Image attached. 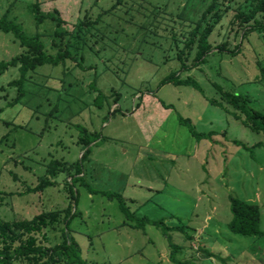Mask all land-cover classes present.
<instances>
[{
  "label": "rangeland",
  "instance_id": "obj_1",
  "mask_svg": "<svg viewBox=\"0 0 264 264\" xmlns=\"http://www.w3.org/2000/svg\"><path fill=\"white\" fill-rule=\"evenodd\" d=\"M39 1L76 30L74 54L22 85L17 67L0 76V220L57 213L38 238L66 234L84 264H175L171 244L188 264H264V237L229 230L234 196L259 205L264 232V130L249 118L264 114V12L247 17L264 0ZM36 2L0 0V20L10 10L56 55L57 25L37 24ZM204 32L212 50L198 61ZM24 50L0 31V62Z\"/></svg>",
  "mask_w": 264,
  "mask_h": 264
},
{
  "label": "trees",
  "instance_id": "obj_2",
  "mask_svg": "<svg viewBox=\"0 0 264 264\" xmlns=\"http://www.w3.org/2000/svg\"><path fill=\"white\" fill-rule=\"evenodd\" d=\"M32 12L37 24H43L44 22L50 20L54 22L57 26L54 29V34L52 35L53 42H55V47L58 48L56 55L48 54L45 50V44L41 37L38 36H28L25 34L21 25L14 21L9 20L10 10L6 12L3 18L0 20V31L4 33H13L17 42L20 46L24 48V52L14 57L12 60L6 62H0V76L4 74L11 67H17L20 70L21 79L13 81L12 86L22 83H26L29 79L27 76L30 73H35L38 68L45 65H50L52 67L59 66L61 63H66L67 60L73 58V36L76 32L67 33V31L62 28V21L58 18L57 11L54 13H43L40 11V1L37 0L36 3L32 5ZM261 11L264 12V4L261 3L253 13L247 17L256 18L257 13ZM246 17V18H247ZM248 19V20H249ZM249 22V21H248ZM259 26V21H256ZM256 27L254 26L251 31H254ZM69 35L68 44H64L63 37ZM209 32H204L200 37V46L198 53L196 55V60L202 61V59L211 52L212 45L208 41ZM174 81L167 80V82ZM177 84H192L196 89L199 86L192 82L191 79L184 81H179ZM24 87V85H23ZM228 102L233 103L236 109L245 108V104H241L242 97L239 95H231L229 93L224 94ZM254 111V110H252ZM250 119H255L251 128L260 133L264 130V114L259 111H254L249 115ZM182 123L189 125L188 120H182ZM192 133L196 136H200L192 129ZM202 137H208V135H201ZM82 140L80 141V143ZM239 143V142H238ZM242 145V143H239ZM85 154L82 160L85 159ZM57 163V162H54ZM75 167L76 178L80 179L83 176V170L80 165L69 166L68 164L64 166L61 171L73 170ZM54 174V172H53ZM73 180V179H72ZM43 186L39 190L46 189L48 186H54V183L47 182L43 180ZM35 191V190H34ZM116 196V195H115ZM74 199V196L71 195ZM120 200L121 205L123 201L121 196H117ZM231 213L232 220L229 224V230L235 235L241 236H256L264 237V232L261 230V210L259 205L248 203L240 198L231 196ZM65 219L71 215L70 207L65 210ZM57 213L48 214L47 212L37 215L31 220H19L13 222H5L0 220V264H84L81 257V250L77 242L66 237L64 234V240L53 247H47L38 238V235L44 233L47 229L48 224L51 221H55ZM169 231V230H165ZM173 249L171 258L175 264H188V262L179 261L176 257L178 249L175 245L171 244ZM205 256L207 258H214L215 254L205 251Z\"/></svg>",
  "mask_w": 264,
  "mask_h": 264
}]
</instances>
